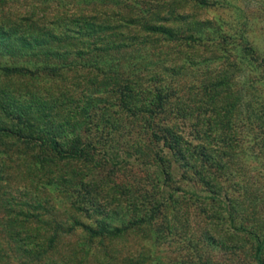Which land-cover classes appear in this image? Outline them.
Returning a JSON list of instances; mask_svg holds the SVG:
<instances>
[{"label":"trees","instance_id":"16d2710c","mask_svg":"<svg viewBox=\"0 0 264 264\" xmlns=\"http://www.w3.org/2000/svg\"><path fill=\"white\" fill-rule=\"evenodd\" d=\"M180 1L0 0V36L15 40L0 45L15 56L0 57V264H156V211L192 194L191 170L209 188L196 197L228 209L210 171L226 153L206 141L229 136L239 90L224 67L188 81L206 23ZM109 166L145 178L115 181ZM248 233L264 264V237Z\"/></svg>","mask_w":264,"mask_h":264},{"label":"rangeland","instance_id":"374dc122","mask_svg":"<svg viewBox=\"0 0 264 264\" xmlns=\"http://www.w3.org/2000/svg\"><path fill=\"white\" fill-rule=\"evenodd\" d=\"M26 1L31 8L48 5L56 10L59 5L58 0ZM11 2L9 5L16 6V2ZM206 3L208 6L199 8L192 0H182L175 9L206 23L201 32L202 40L194 46L199 57L206 61L189 67L188 81H200L205 71L207 75L208 72L214 74L224 67L230 71L234 90H239L240 112L233 116L229 136L224 139L219 132L216 139L206 141L211 152L217 148L226 153L220 160L222 169L211 165L210 171L217 176L215 188L228 209L221 200L197 198L196 193L207 195L209 188L199 183L194 170L189 171L185 187L192 194L178 196L169 206L167 218L164 211H156V264H255V241L248 231L264 237V126L257 129L264 116L262 120L256 118L264 113V61L260 60L264 59V0H206ZM3 36H0L3 53L8 51L5 45L13 51L15 40ZM241 38L257 49L255 56L244 51ZM0 57L15 59L13 54ZM252 111L260 113L251 114ZM198 164L199 161L193 160V169ZM173 170L177 168L173 166ZM100 173L117 181L126 177L137 181L145 178L142 171L129 166L119 169L109 166ZM125 215L127 222L129 214ZM117 217L110 215L108 219L119 225ZM168 220L170 223L165 225ZM128 234L131 237L127 241L136 235ZM139 234L143 238V234Z\"/></svg>","mask_w":264,"mask_h":264}]
</instances>
